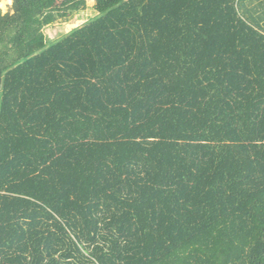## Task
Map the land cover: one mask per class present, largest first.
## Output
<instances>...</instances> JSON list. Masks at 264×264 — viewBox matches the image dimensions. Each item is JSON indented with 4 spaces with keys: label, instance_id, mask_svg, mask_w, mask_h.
I'll return each instance as SVG.
<instances>
[{
    "label": "trees",
    "instance_id": "16d2710c",
    "mask_svg": "<svg viewBox=\"0 0 264 264\" xmlns=\"http://www.w3.org/2000/svg\"><path fill=\"white\" fill-rule=\"evenodd\" d=\"M0 264H264V0H11Z\"/></svg>",
    "mask_w": 264,
    "mask_h": 264
},
{
    "label": "rangeland",
    "instance_id": "374dc122",
    "mask_svg": "<svg viewBox=\"0 0 264 264\" xmlns=\"http://www.w3.org/2000/svg\"><path fill=\"white\" fill-rule=\"evenodd\" d=\"M12 2V1H11ZM86 7L82 12L72 14L67 20L57 21L45 31V36L50 39V43L60 40L70 30L82 26L89 18L95 15L93 10L94 0H85ZM8 6L7 0H0V10L4 12L3 7ZM9 8V12L11 7Z\"/></svg>",
    "mask_w": 264,
    "mask_h": 264
},
{
    "label": "crops",
    "instance_id": "0c3cea01",
    "mask_svg": "<svg viewBox=\"0 0 264 264\" xmlns=\"http://www.w3.org/2000/svg\"><path fill=\"white\" fill-rule=\"evenodd\" d=\"M7 1H8V2H7L8 6L3 7L4 12H2V10H0V14H1V15H5L6 13H9V14H12V13H13L11 10H10V12H9V8H8V7H11L12 2H11V0H7Z\"/></svg>",
    "mask_w": 264,
    "mask_h": 264
},
{
    "label": "bare ground",
    "instance_id": "6f19581e",
    "mask_svg": "<svg viewBox=\"0 0 264 264\" xmlns=\"http://www.w3.org/2000/svg\"><path fill=\"white\" fill-rule=\"evenodd\" d=\"M6 1V0H5ZM8 2V1H7Z\"/></svg>",
    "mask_w": 264,
    "mask_h": 264
}]
</instances>
